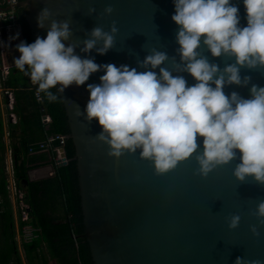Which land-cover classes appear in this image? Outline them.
Wrapping results in <instances>:
<instances>
[{"label": "water", "instance_id": "water-1", "mask_svg": "<svg viewBox=\"0 0 264 264\" xmlns=\"http://www.w3.org/2000/svg\"><path fill=\"white\" fill-rule=\"evenodd\" d=\"M232 3L238 7L240 26H246L242 0ZM109 5L113 13L105 16L103 10ZM13 7L26 11L34 41L37 36L46 37L51 20L69 21L73 34L62 42L65 46L78 45L75 54L82 59L93 58L98 65L124 64L144 71L137 67V61H143L151 49L169 56L160 67L173 71L174 63H181L175 51L179 26L171 20L172 0H18ZM43 8L51 16L44 28H38L37 15ZM89 8H95V13L88 15ZM113 21L118 28L113 48L104 55L95 48L81 52L82 42L90 38L93 28L108 31ZM199 51L221 70L234 62L225 56L212 57L202 44ZM150 70L159 74V67ZM103 74L93 73L84 85H70L60 94L75 148L82 236L93 264H234L237 257L264 261V226L258 225L255 216L257 204L264 200V185L251 178L243 183L236 180L233 169L240 162L238 150L236 160L217 166L206 177L197 172L195 153L163 174L156 173L153 162L140 157V149L135 153L125 151L119 158L109 156V146L95 139L102 130L98 121L87 122L76 115L78 110L84 111L89 99L87 84H99ZM173 74L183 75L188 86L196 83L188 73ZM240 74L264 86V69L242 68ZM232 91L249 95L248 87L225 86L226 95ZM61 136L66 146L67 136ZM202 139L197 136V143ZM232 215L240 216L235 229L228 227ZM251 226H257L259 236L253 235Z\"/></svg>", "mask_w": 264, "mask_h": 264}, {"label": "clouds", "instance_id": "clouds-1", "mask_svg": "<svg viewBox=\"0 0 264 264\" xmlns=\"http://www.w3.org/2000/svg\"><path fill=\"white\" fill-rule=\"evenodd\" d=\"M172 3L171 20L179 26L175 51L181 61L179 65L174 63L173 71L190 74L196 81L191 86L183 75L160 67L170 58L156 49H151L143 61H137V67L144 71L82 59L75 54L78 45L65 46L62 42L73 34L67 20L53 19L45 38L37 36L30 44H17L20 55L14 57L13 64L37 86V94L43 92L49 102L62 99L60 94L70 85H84L91 74L103 72L99 84H87L89 99L84 111L78 110L76 115L87 122L98 121L102 130L95 139L109 146L111 157L140 149V157L153 162L156 173L163 174L195 153L197 172L206 177L217 166L236 160L238 150L240 162L233 169L236 180L243 183L251 178L264 185V86L252 83L251 76L242 78L240 74L242 68L264 69V0H242L246 13L243 27L232 0ZM93 13L95 8H89L88 15ZM112 13L111 5L103 10L105 16ZM50 16V11L43 8L37 15V27L44 28ZM117 32L115 21L108 31L93 28L90 38L82 42L81 52L95 48L104 55L113 48ZM18 37L16 33L8 42ZM201 44L212 57L225 56L234 62L219 69L201 55ZM0 47H8V43L0 41ZM171 59L175 62V57ZM158 67L159 74L150 70ZM226 85L248 87L249 95L244 97L236 91L226 95ZM197 136L203 138L200 144ZM255 216L258 225L264 226V200L257 204ZM239 222L240 216L232 215L228 227L235 229ZM250 230L253 235H260L257 226ZM234 264L264 261L237 257Z\"/></svg>", "mask_w": 264, "mask_h": 264}, {"label": "trees", "instance_id": "trees-1", "mask_svg": "<svg viewBox=\"0 0 264 264\" xmlns=\"http://www.w3.org/2000/svg\"><path fill=\"white\" fill-rule=\"evenodd\" d=\"M26 11L24 8L19 12L18 24L19 43L24 41L32 43L30 28L25 20ZM7 23H0V41L8 43V47H0V67L6 68L11 73L9 85L15 90V101L13 112L17 115V125L10 124L11 138L18 129L23 135L25 147L20 148L14 144L16 160L14 159V170L17 185L26 192L25 202L31 205V220L33 224L40 227V235L26 246L28 264H51L42 250V242H46L47 249L56 264H93L89 252L88 243L83 235L84 225L80 204L78 171L75 160V148L69 138L70 128L68 118L62 102L58 99L49 102L44 93L41 92L43 102L35 97L37 86L32 89L28 76L19 71L13 64L17 55L15 46L17 40L8 42ZM17 79V80H16ZM50 91L55 92V89ZM59 95V94H57ZM30 110V113H27ZM26 111V113H24ZM48 113L52 117L50 124L42 122V114ZM61 133L67 136L66 154L69 159L67 165L60 166L56 173L49 179L28 182L27 170L34 164H40L44 160L41 153L30 154L31 146L46 140L49 135ZM16 148V149H15ZM19 149H24V151ZM5 151L3 141V123L0 116V153ZM29 154V155H28ZM20 155V157H19ZM3 161V157H0ZM21 160V163L18 161ZM5 167L1 169L0 175V214L8 223H12V208L8 199L7 180ZM7 241L12 236L8 230ZM13 244L6 243V249L0 251V264H9L11 257L15 254ZM20 259H18L19 262Z\"/></svg>", "mask_w": 264, "mask_h": 264}, {"label": "built area", "instance_id": "built-area-1", "mask_svg": "<svg viewBox=\"0 0 264 264\" xmlns=\"http://www.w3.org/2000/svg\"><path fill=\"white\" fill-rule=\"evenodd\" d=\"M18 0H0V23H7L8 36H14L17 33V25L19 24V15L17 14L16 8H14V4L17 3ZM7 78L6 76L3 79ZM32 89L35 90L36 85L32 84ZM6 97L7 103L6 107L8 110V119L16 123L17 118L15 113L13 112L14 107V95L10 93L9 90H3ZM35 97L39 102H43V98L41 93L37 94V90H35ZM42 122L46 124H50L52 122V117L48 113L42 114ZM38 152H48L52 154L50 158V162L54 167V170L50 173L53 176L56 173V169L60 167L64 162H69V159L66 154L65 145L61 136V133H55L49 135L46 140L39 142L36 146H31L29 149L30 154H35ZM14 164V162H13ZM11 165L8 164L6 166L7 173V191L8 197L15 202V209L18 213V222H17V247L21 254L26 255V246L32 243L41 232L39 226L33 224L31 220V205L29 203H25L24 199L26 197V192L18 187L14 167L11 170ZM2 203V198L0 196V204Z\"/></svg>", "mask_w": 264, "mask_h": 264}, {"label": "crops", "instance_id": "crops-1", "mask_svg": "<svg viewBox=\"0 0 264 264\" xmlns=\"http://www.w3.org/2000/svg\"><path fill=\"white\" fill-rule=\"evenodd\" d=\"M16 11H17V14L18 15H19V12L21 13V10L16 9ZM19 18H20V15H19ZM17 27H18V25H17ZM17 33H18V30H17ZM18 39H19V37L16 39L17 40V43H19ZM19 55L20 54L17 51V55H15V58H18ZM5 76L7 78L3 79V77H5ZM10 76H11V73L6 68H1L0 67V116L2 118V123H3V141L5 143V152H6V154L8 153L10 155H13V159H14V155H16L14 153L15 152V150H14V144L17 147H20V148H22V147L24 148L25 145L23 143V135H22L21 131H18V129H17L13 133V136H12L13 137V143L11 144V148H12L13 151L10 152V150H11V148H10V140H9L10 139L9 136H11L10 124L17 125V122L16 123H13L7 117V115H8V110H7V107H6L7 97H6V95H5L4 91H3L4 89L9 90L10 93L13 94L14 95V98H15V90L9 85V80L11 78ZM30 112H31L30 110H27V113H30ZM24 113H26V111ZM16 118H17V121H18L17 115H16ZM20 150L24 151V149H19L18 148V153H19ZM2 153H0V157L2 156ZM38 153H41L42 156L44 155V160L39 161L38 163H40V164H34V165H32L27 170V178L30 177L32 179L29 182H38V180L40 178H45L48 175H51L50 173L54 170V167H53V165L50 162V158L52 157V154L51 153H48V152H38ZM10 155H9L8 159L10 158ZM19 157H20V155H19ZM0 162H1V160H0ZM4 162H5V160H4ZM6 162H8L7 159H6ZM19 162L21 163V160H19L18 163ZM2 168H3V163L0 166V175H1V169ZM5 175H6V173H5ZM6 180H7V177H6ZM12 200H13V198H12ZM42 243L45 244V245H47L45 241L42 242Z\"/></svg>", "mask_w": 264, "mask_h": 264}, {"label": "rangeland", "instance_id": "rangeland-1", "mask_svg": "<svg viewBox=\"0 0 264 264\" xmlns=\"http://www.w3.org/2000/svg\"><path fill=\"white\" fill-rule=\"evenodd\" d=\"M10 137V148H11V144H12V138L11 136ZM12 148L10 150V152H12ZM2 153V152H1ZM10 154H6L5 151H3L2 153V156L3 157V161H1L3 163V167H5V173H6V166H7V162H6V159L8 160V164L11 165V162H12V166L11 167V170L12 168L15 166L13 164L14 162V159H13V155H10V158L8 159ZM5 158V159H4ZM5 160V162H4ZM0 162V166L2 165V163ZM15 172V170H14ZM6 177L7 176V173H6ZM27 195V194H26ZM14 199V197H12ZM9 199V197H8ZM24 199V202H25V198ZM9 202L11 203V208H12V218H13V221L12 223H8L7 220L1 216L0 214V251H3L4 249H6V243H11L14 245V247H16L15 249V254L13 257H11V261L9 264H28V258H27V255H24V254H21L20 251L18 250V247H17V222H18V213H17V210L15 209L14 205H15V202H13V200L9 199ZM25 203H28V202H25ZM32 211V209H31ZM6 230H8V232H10L12 238L7 241V233H6ZM42 250L45 252V255H46V258L48 259V261L51 263V264H56L54 262V260L51 259V256L48 252V249L46 247L45 244H42ZM18 259L19 262H18Z\"/></svg>", "mask_w": 264, "mask_h": 264}]
</instances>
